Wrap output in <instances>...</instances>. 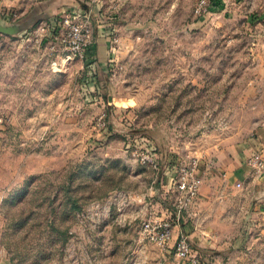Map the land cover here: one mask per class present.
<instances>
[{
    "label": "rangeland",
    "instance_id": "374dc122",
    "mask_svg": "<svg viewBox=\"0 0 264 264\" xmlns=\"http://www.w3.org/2000/svg\"><path fill=\"white\" fill-rule=\"evenodd\" d=\"M34 1L0 0V23L20 25L0 32V263L180 264L141 223L173 207L167 164L264 154V0H77L94 89L51 8L20 20ZM146 145L157 168L134 154ZM218 173H203L193 246L204 264H264V224Z\"/></svg>",
    "mask_w": 264,
    "mask_h": 264
},
{
    "label": "built area",
    "instance_id": "2783aa9c",
    "mask_svg": "<svg viewBox=\"0 0 264 264\" xmlns=\"http://www.w3.org/2000/svg\"><path fill=\"white\" fill-rule=\"evenodd\" d=\"M85 10H68L62 18L61 25L53 23L54 32L61 33V42L67 47L71 56L93 59L92 49L95 41L92 37V27L87 20H80V16H86ZM89 53L91 55L89 56ZM92 57V58H91ZM93 63L94 59H93ZM97 67V66H96ZM140 163L157 168L158 159L155 149L135 148ZM262 149H256L250 153L247 164L251 174L257 177L264 175V154ZM164 174L169 173L168 188L173 192V207L166 206L164 215H152L141 223L143 237L155 243L164 250H173L180 264H204L200 253L195 248L190 238L184 232L175 234L174 226L180 225L184 215L197 203L200 188L203 183L200 161L196 157L177 160L173 164H167ZM240 185V183H237Z\"/></svg>",
    "mask_w": 264,
    "mask_h": 264
},
{
    "label": "crops",
    "instance_id": "0c3cea01",
    "mask_svg": "<svg viewBox=\"0 0 264 264\" xmlns=\"http://www.w3.org/2000/svg\"><path fill=\"white\" fill-rule=\"evenodd\" d=\"M8 1H11V0H8ZM75 2H77V0H51V2L50 1L44 2L43 0H36L34 1V3L37 6H34L33 8H30L29 10L28 9L25 10V12H23L25 14L20 13L21 15H24L22 19L20 20L26 21L27 18L34 16L35 14H41V13L42 15L46 14L44 13L45 9H47L46 6L52 9V10H49V12L47 13H50L49 15H52L54 13L57 14L58 16H55V17L58 20L59 19L58 17H61L65 13H68V10H73L72 7H75L76 5ZM70 7L72 9H69ZM12 14H15V12H12L11 8H7L5 15L11 16ZM97 72H98V66H97ZM119 109H122L123 111L131 110L129 108V105L120 106ZM247 143L250 144L249 145L250 147L251 146L253 147L255 144L258 145L260 143V139L251 138L248 140ZM233 162L234 160L231 158L229 154L227 156H222L221 158L218 159L217 163H214L212 165L205 163L204 161H201L200 162L201 173L203 175V173L212 174L213 172H216V173L220 171L224 172V179H226V184L229 185L233 190L235 186L237 185V183H240L239 186L237 185V187L239 188L236 187V189H237V193H240V195L244 196V199L242 201V206L245 208V212H248L249 214L250 213L252 214V212H254L257 215V219L259 222L257 224L255 223V225L261 226L262 224H264V175L260 177L252 175L250 171V167L247 164V161H238V163H234V164ZM169 177H170V174L166 173L165 174V184L166 185H168L167 183H168ZM204 187L205 186H203L202 188L203 191H204ZM202 190L200 188V191ZM238 197L240 196L238 195L237 198ZM199 199L200 201L198 200L197 203L192 206V208L189 210L190 212L188 211L185 213L184 219L182 220L181 224L174 226L175 234L181 231V232H184L189 238L192 235H194V234L187 233V231L189 230L188 228L189 225L187 224V220L188 218H192L196 216L198 214V210H201L207 206L206 199H204L203 197H200ZM233 201H235L234 197L231 199L229 197L227 198L228 205L232 204L233 207L235 208L236 204ZM262 231L264 232V225L262 227ZM199 233L197 237L201 243L200 242L198 243L204 245L202 240L203 239L207 240V238H209L210 241L213 243L212 246L214 247V249L219 250V247H220L219 242L222 239L221 238L222 234H220L218 231H215V230L214 231L206 230L205 228L203 229L201 228L199 230ZM232 235L234 237L237 236V234L235 235V233ZM206 240H203V241H206ZM170 251H173V250L169 249L166 252H170ZM216 253L218 252L214 251V254Z\"/></svg>",
    "mask_w": 264,
    "mask_h": 264
},
{
    "label": "trees",
    "instance_id": "16d2710c",
    "mask_svg": "<svg viewBox=\"0 0 264 264\" xmlns=\"http://www.w3.org/2000/svg\"><path fill=\"white\" fill-rule=\"evenodd\" d=\"M93 56L95 55V51H94V46H93V49H92V52ZM91 53H89V56L91 55ZM92 58V57H91ZM84 68L86 69L84 72V75H83V78L84 80H86V76L88 75V70L91 71V74L90 76L88 77V79H90L95 86H93V89L94 88H99L100 87V84H99V76H98V72H97V67L93 64V59H86L84 61ZM114 134V132L110 129H104V136L106 137H112ZM143 148H149L147 147V145Z\"/></svg>",
    "mask_w": 264,
    "mask_h": 264
},
{
    "label": "water",
    "instance_id": "95a60500",
    "mask_svg": "<svg viewBox=\"0 0 264 264\" xmlns=\"http://www.w3.org/2000/svg\"><path fill=\"white\" fill-rule=\"evenodd\" d=\"M18 24L14 25H3L0 23V32L12 33L19 29Z\"/></svg>",
    "mask_w": 264,
    "mask_h": 264
}]
</instances>
